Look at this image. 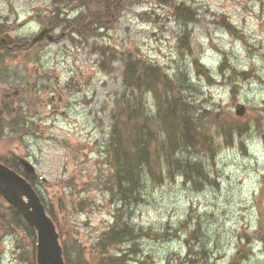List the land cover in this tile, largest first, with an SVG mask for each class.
I'll return each mask as SVG.
<instances>
[{
	"label": "rangeland",
	"instance_id": "rangeland-1",
	"mask_svg": "<svg viewBox=\"0 0 264 264\" xmlns=\"http://www.w3.org/2000/svg\"><path fill=\"white\" fill-rule=\"evenodd\" d=\"M100 1L106 4L0 0V19L11 23L13 37L35 35L49 16L86 20L80 48L71 42L72 31L64 30L68 38L34 54L39 84L57 90L34 97L39 131L5 141L0 159L6 160L7 150L30 152L35 183L71 264H83L79 250L95 264L97 254L126 251L134 241L133 264H264V0ZM180 5L195 16L179 17ZM107 7L109 15L101 16L107 27L90 29L88 16ZM134 59L162 68L181 86L190 113L201 116L212 149L201 148L198 159L211 181L195 187L164 174L145 187L144 172L137 201L121 204L111 189L117 160L108 141L114 117L127 115L119 109L123 96L131 103L142 95L149 128L161 126L152 92L124 90L125 63ZM238 103L246 106L243 117L235 115ZM133 118L145 122L143 113ZM248 127L244 135L237 132ZM127 144L129 153L133 144ZM11 208L0 196V264H36L37 239L27 225L14 223ZM125 221L140 237L101 247L109 228ZM197 223L200 241L189 236ZM148 228L156 238H145Z\"/></svg>",
	"mask_w": 264,
	"mask_h": 264
},
{
	"label": "trees",
	"instance_id": "trees-1",
	"mask_svg": "<svg viewBox=\"0 0 264 264\" xmlns=\"http://www.w3.org/2000/svg\"><path fill=\"white\" fill-rule=\"evenodd\" d=\"M90 1L92 2V0L87 2L90 3ZM97 1L95 0L94 3ZM99 3L106 4L102 1ZM109 13L110 10L107 7V11L98 12V16H107ZM178 14L179 17L184 16L189 19L193 17L191 14L183 12L182 7L178 10ZM101 19L103 20L102 17ZM133 61V64L131 61L130 63L126 61L124 71L126 90L131 88L133 93L149 91L154 94L158 107L155 117L161 126L160 131L157 132L149 128V115L143 109L142 95L140 98L134 95L135 99L133 98L134 101L132 100L131 103V97H127L126 94L123 96L120 101L123 107L122 109L119 107V109L127 115L120 118L114 117L116 123L108 141L117 160L112 174L113 187L111 189L116 191L121 204H127L133 199L137 201L134 195L142 187L144 172L145 187L149 178L161 181L164 174H167L169 179L181 176L195 187H200V183L203 181H211L209 173L205 170V165L198 159V153L203 148L212 149V139L203 133L205 124L201 122V116L194 117V114L190 113V105L182 98L181 86L164 73L160 67L145 65L144 62L137 59ZM142 113L145 114V122L133 118ZM205 113L210 114L209 111ZM129 142L133 144L132 151L128 149L129 153H127L123 147L128 148L130 144L127 143ZM11 209L14 211V223L17 225L21 223L22 226L23 224L27 225L20 213L13 207ZM49 212L52 215L50 210ZM128 213L127 210L126 214ZM199 226L200 224L197 223L189 236L200 241ZM27 228L30 230V237H35L34 231L29 226ZM157 235L158 233L151 228L145 229V238H156ZM138 237H140V230L135 229L128 221L115 223L104 234V240L100 239V246L104 247L107 244L114 247L133 241ZM60 239L64 249L65 262L71 264V258L66 253L62 242L61 232ZM98 245L99 243H97V247ZM135 246L136 241L132 247L123 252L108 253L105 250L101 255L97 254L98 260L95 264H133L135 260L129 254H137L135 250H132ZM189 253H192V250H189ZM78 259L83 264H88L83 256V250L78 251Z\"/></svg>",
	"mask_w": 264,
	"mask_h": 264
},
{
	"label": "flooded vegetation",
	"instance_id": "flooded-vegetation-1",
	"mask_svg": "<svg viewBox=\"0 0 264 264\" xmlns=\"http://www.w3.org/2000/svg\"><path fill=\"white\" fill-rule=\"evenodd\" d=\"M63 17L65 18L49 16L41 28V30L48 29V39L45 38L33 45L31 42L34 36L41 30L31 37H13L9 31L11 23L0 19V146L9 139L16 142L18 138L26 139L28 133L38 132L37 116L31 109L33 99L38 94L47 92V89L57 90V86L44 88L39 84L40 81L36 73L37 61L32 60L37 50H42L47 44L68 38V33L71 31L73 46L80 48L85 44V16ZM87 21H92L93 25L90 29L95 24L99 23L100 25V20L93 16H88ZM64 30H67L68 33ZM75 34L79 37H76ZM19 147L17 149H20ZM27 152L19 154L7 150L4 152L6 160H0L13 167L17 172L29 176L35 186L37 173L29 174L21 167V159L31 160L30 152Z\"/></svg>",
	"mask_w": 264,
	"mask_h": 264
},
{
	"label": "water",
	"instance_id": "water-1",
	"mask_svg": "<svg viewBox=\"0 0 264 264\" xmlns=\"http://www.w3.org/2000/svg\"><path fill=\"white\" fill-rule=\"evenodd\" d=\"M42 31L35 39L38 42L45 37ZM245 106L238 104L236 115H245ZM22 165L30 173L35 169L27 160ZM0 194L13 205L31 225L37 235V264H65L59 233L52 218L32 185L12 169L0 163Z\"/></svg>",
	"mask_w": 264,
	"mask_h": 264
},
{
	"label": "bare ground",
	"instance_id": "bare-ground-1",
	"mask_svg": "<svg viewBox=\"0 0 264 264\" xmlns=\"http://www.w3.org/2000/svg\"><path fill=\"white\" fill-rule=\"evenodd\" d=\"M191 142V141H190Z\"/></svg>",
	"mask_w": 264,
	"mask_h": 264
}]
</instances>
